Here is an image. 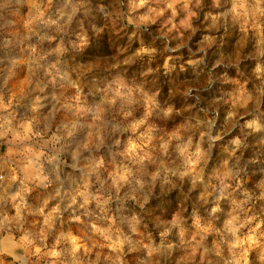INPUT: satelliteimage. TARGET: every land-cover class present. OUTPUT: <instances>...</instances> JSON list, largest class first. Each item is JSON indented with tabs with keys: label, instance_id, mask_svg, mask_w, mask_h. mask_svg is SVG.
<instances>
[{
	"label": "clouds",
	"instance_id": "obj_1",
	"mask_svg": "<svg viewBox=\"0 0 264 264\" xmlns=\"http://www.w3.org/2000/svg\"><path fill=\"white\" fill-rule=\"evenodd\" d=\"M0 264H264V0H0Z\"/></svg>",
	"mask_w": 264,
	"mask_h": 264
}]
</instances>
